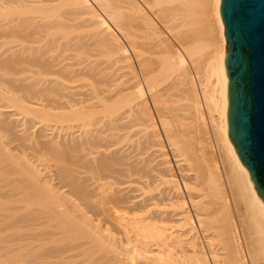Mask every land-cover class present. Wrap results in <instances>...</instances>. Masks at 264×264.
<instances>
[{
	"label": "bare ground",
	"instance_id": "bare-ground-1",
	"mask_svg": "<svg viewBox=\"0 0 264 264\" xmlns=\"http://www.w3.org/2000/svg\"><path fill=\"white\" fill-rule=\"evenodd\" d=\"M54 1L0 0V84L3 85L0 88V210L27 214L14 222L18 233L23 224L34 227L40 220L52 222L50 226L62 235V239L59 236L54 239L59 238L64 244L57 248L58 242L50 238L52 235L47 236L57 243L55 246L52 243L56 249L45 254L51 261L46 260L48 264H264V203L228 136L226 38L220 15L221 0H212L218 50L203 62L199 59L202 49L192 39L195 14L192 0H64L69 8L66 11L71 8L65 15L69 13L76 19L89 17L86 23L82 17L79 19L81 24L89 22V27L95 28L90 33L96 37L94 43L86 41V35L85 42L80 40L82 34L71 29L64 32L65 27L72 26L63 23V14L58 10L65 7L59 9L60 4L54 5ZM92 2L108 14L107 20L128 40L135 57L144 65L139 60L137 64L146 66L144 74L140 71L142 66L139 75L131 69L134 65H128L130 57L126 48ZM125 7L129 15L123 12ZM152 16L168 24L179 23L177 17H183L180 26L167 25L168 29L186 28L179 49L169 46ZM60 21L64 28H60ZM70 31L83 43L76 41L81 45L79 49L85 46L83 53H72L71 35L67 33ZM62 38L67 40L66 44H60L64 43ZM95 43L103 48L108 60L114 58L111 67L108 60H103L109 63L108 68L104 62L96 63L101 51L93 46ZM62 52L66 53L64 57ZM89 52L95 60L90 56L85 58ZM143 53H150V57L148 54L144 57ZM69 57L76 62L67 64ZM117 63L123 64L120 70L128 68L129 72L118 75V68H113ZM124 64H127L125 68ZM104 70L105 75L110 70L114 74L110 72L107 77ZM132 73L136 81H132ZM78 82H81L79 88L91 87L89 94L79 97L80 100L72 97L81 92L76 87ZM177 85L183 87L182 91L178 89L186 102L184 117L178 114L175 101L170 104ZM147 95L177 159L176 171L158 140L161 138L158 122ZM22 114L30 115L33 120L64 123L76 131L72 138L68 137L69 142L66 137L67 143L63 139L59 145L21 131L22 135L17 136L10 124L21 121L15 117ZM177 121L182 129L176 128ZM208 125L215 140L216 152H212L217 154L208 152L211 143L204 138L207 134L200 136ZM136 126L143 127V133L134 136L136 129H132ZM6 134L11 137L9 142L2 140ZM132 135L143 136L135 140ZM131 140L136 149L132 153L140 157L135 161L130 160L135 155L129 158V151L124 153V147L120 146ZM10 144L13 147L8 148ZM150 150L153 156L157 155L154 165L148 156ZM120 177L128 179L127 188L137 182L142 185L141 201H128L125 192L122 193L125 189L113 190L114 182L109 181ZM33 232L11 236L14 244L8 241L13 244L10 251L12 246L8 243L5 249L2 247L7 256H12V264L41 261L38 252L43 248H34L40 235ZM51 242L46 245L51 246Z\"/></svg>",
	"mask_w": 264,
	"mask_h": 264
},
{
	"label": "rangeland",
	"instance_id": "rangeland-1",
	"mask_svg": "<svg viewBox=\"0 0 264 264\" xmlns=\"http://www.w3.org/2000/svg\"><path fill=\"white\" fill-rule=\"evenodd\" d=\"M58 1V2H57ZM61 1V0H60ZM59 0H56V1H54V2H56L55 4H54V2H53V4L54 5H57L58 6V4H60V6H59V9L60 8H63V7H65V10H64V8H63V10L61 9V11L60 10H58L59 12H61V14H63L62 15V17H63V19L62 18H60V19H62L61 21L66 25V26H72V28H70V27H65L64 28V24L60 21V23H61V26H60V28H64V32L66 31V30H72L74 33H80V34H82L81 36H82V38L81 37H79L80 38V40L82 39V41H84L83 39V36H85L86 35V37H85V40L86 41H88V42H93L94 43V41L96 42V37H94L93 36V34H90L91 32L92 33H94V30H95V28L94 27H91L92 25H90V27H89V24H91V23H87V27L84 25V24H81V20L79 19V18H81V17H77V19H76V16H71V14H70V16H69V13H70V10H71V8H70V10H67L69 13H66V15H65V12H67L66 11V9H69L66 5H67V1H65V2H63L64 0H62L61 2H60ZM140 2H141V0H140ZM192 2H195L194 3V11H195V14H194V16H193V29H194V33H193V41H195L196 43H198L199 45H200V47H201V55L199 56V59H200V62H203V61H206V60H210L213 56H214V54L216 53V51L218 50V31H217V26H216V22H215V16H214V8H213V4H212V0H192ZM63 3V4H62ZM92 4L94 5V8L96 9V11L98 12V14L102 17V18H104L108 23H109V25L111 26V28L115 31V33L117 34L116 36H117V40H118V42L119 43H121V44H123V46L126 48V51H127V55L130 57V60L127 62L128 63V65H130V67H132L133 65V67L131 68L132 70L134 69L135 70V72L136 73H138L139 75H140V71L144 74L145 73V70L143 69V68H145L146 66H143L144 64H143V62H142V60H140L139 58L137 59L136 57V55H135V53H133V50L131 49V47L129 46V43H128V40L125 38V36L119 31V30H117V27L116 26H114V23L112 22H110L109 20H107V19H110L109 18V16H108V14L102 9V8H100V7H96L97 6V4H95V3H93L92 2ZM142 4V3H141ZM63 5V6H62ZM65 5V6H64ZM143 6H144V8L146 7L144 4H142ZM168 6H173V7H175L176 5H168ZM67 7V8H66ZM70 7V6H69ZM126 8V7H125ZM146 9V8H145ZM127 11H129V10H127V8H126V10L125 9H123V12H125V14L126 15H129V14H127L128 12ZM149 14H150V12L148 11V10H146ZM103 12V13H102ZM130 13V12H129ZM105 14V15H104ZM68 15V17L69 18H73L72 19V21L74 22V21H76V20H80V22L78 21L77 23H80L79 25L76 23V22H72L71 21V19H69L68 17L66 18L65 16H67ZM151 15V14H150ZM86 17V18H85ZM156 16H152V18L154 19V21H156L155 23H156V25H157V27L160 29V31H162V33L165 35V37L167 38V40H168V44H169V46L171 45V47H177V49H179V47H178V45H179V43L181 44V42H182V39L184 38H181L182 36L181 35H184V32H186V28H181V27H179V28H173V29H168V26H171L172 24H176V25H181L182 23H183V17L182 16H178L177 17V20L179 19V23H178V21H169V24L167 23V22H165L164 23V21H163V19H157L158 17H156ZM182 17V18H181ZM83 18V20H82V22H85L86 23V21H89V17H87V16H84V17H82ZM66 19H68V21L69 22H72V23H69ZM181 20H183V21H181ZM67 21V22H66ZM158 21H160L159 23H158ZM75 23H76V25H75ZM171 23V24H170ZM68 24V25H67ZM62 25H64V26H62ZM74 25H75V27H74ZM164 25V26H163ZM168 25V26H167ZM78 26H80V29H78ZM86 27V28H83V29H81V27ZM167 26V27H166ZM74 27V28H73ZM77 27V28H76ZM59 28V29H60ZM168 30H170V31H168ZM66 29V30H65ZM79 31H78V30ZM87 29L89 30L88 32H87ZM116 29V30H115ZM55 30V29H54ZM85 30V31H84ZM58 31H60V30H58ZM72 31H70V32H67V33H69L70 35H71V38H70V45H72L73 46V49H74V51H72V53H76V54H78L79 52H82L81 50H83V49H85L84 47H80V49H79V45L80 44H83L80 40H78L79 38L78 37H76L75 38V34L74 33H72ZM167 32V33H166ZM182 32V33H181ZM56 33H57V31H56ZM60 33L62 34H59V37H60V35L61 36H63V32L62 31H60ZM90 34L89 36H87V34ZM121 33V34H120ZM80 34H76V35H80ZM175 34V35H174ZM57 36H58V34H56ZM163 35V36H164ZM78 38V39H77ZM178 38H180L179 39V41H178ZM61 39V38H60ZM59 39V40H60ZM63 39V38H62ZM77 39V40H76ZM119 39H120V41H119ZM177 39V40H176ZM192 39H187V41L189 40V41H191ZM63 41H64V43H60L59 41H58V43H60V44H66V42H67V40L66 39H63ZM76 41H77V43H78V41H80L81 43L80 44H78L77 45V43H76ZM61 42H62V40H61ZM85 42V41H84ZM192 42V41H191ZM89 43V44H90ZM183 43H185V40H184V42ZM85 45H86V43H85ZM91 45V44H90ZM96 43H95V45H93V46H95L96 47ZM81 46V45H80ZM89 46V45H88ZM93 46H92V48H93ZM94 47V48H95ZM98 47H99V45H98ZM98 47H96V49L98 48ZM70 48H71V46H70ZM88 49H90L89 47H87ZM87 48H86V50H87ZM93 48V49H94ZM101 46L99 47V51H101V53H103L104 54V50H101ZM68 49V48H67ZM79 49V50H78ZM103 49V48H102ZM66 50V49H65ZM65 50H63V51H65ZM71 50V49H70ZM86 50H85V52H86ZM95 50V49H94ZM78 51V52H77ZM90 51V50H89ZM92 51V50H91ZM90 51V52H91ZM66 52V51H65ZM67 52H69V51H67ZM90 52L88 53V55L86 54L85 55V58L87 57V56H92L91 54H90ZM97 52H98V50H97ZM96 51H95V54L97 53ZM72 53H68L67 55H71ZM83 53V52H82ZM92 53H94V51H92ZM99 54L100 55V57H102L101 59H102V61H101V59L99 58V55H98V53H97V55H98V58L100 59H98V58H96L97 60H96V63H98L99 61V63H101V62H104V61H107L108 60V57H107V55L106 54H104V56H102V54ZM133 53V54H132ZM62 54H63V52H62ZM64 54H66V53H64ZM64 54L62 55L63 57H64ZM75 54V55H76ZM90 54V55H89ZM145 53H143V56L145 57H147V54H148V56H149V54L150 53H147V54H145ZM66 55V58L68 57ZM75 55L73 56V58L75 57ZM97 55H95L96 57H97ZM105 55H106V59L104 58L105 57ZM80 56V55H79ZM136 56V57H135ZM153 56V58H154V55H152ZM161 56V55H160ZM159 56V57H160ZM150 57V56H149ZM158 57V56H157ZM70 59H67V60H70V61H68V63H67V61L65 62V63H67V64H71L70 62L73 60L72 59V57H69ZM95 58V57H94ZM92 59V57L90 58L91 60H95V59ZM136 58V59H135ZM74 59H77V57L76 58H74ZM88 60V59H87ZM104 60V61H103ZM112 60H114V58L112 59V58H110L109 60H108V62L110 63V66L109 67H111L112 65H111V63H114ZM137 60H139L140 61V63H142L141 64V66H142V70H140L141 68V66H140V63H138L137 64ZM74 62H76L75 60H73ZM111 61V62H110ZM138 61V62H139ZM89 62V61H88ZM94 62V61H93ZM105 63L104 62V64H106V65H104V67L105 68H108V67H106V66H108V64L109 63ZM102 64V63H101ZM118 64V65H117ZM116 64V66L114 67L113 66V68H115L116 69V67L118 68V70L116 69V73L118 74V75H122L123 73H126V72H129V70H128V68H125V66L127 65H125L124 64V68H125V70H120V68L119 67H121V65H122V67H123V64L122 63H117ZM140 66V67H139ZM188 66H189V68H190V70H192V67H191V64L188 62ZM103 67V66H102ZM103 67V68H104ZM147 67H149V66H147ZM104 68V69H105ZM140 68V69H139ZM112 71H115V69L113 70L112 68H110ZM110 70V72L111 73H113L114 74V72H112ZM120 70V71H119ZM140 70V71H139ZM105 71V70H104ZM106 71H108L107 69H106ZM106 71L104 72V75H105V73H106ZM109 72V73H110ZM120 74H119V73ZM109 73L107 72V75H105V76H107L108 77V75H109ZM130 76H132V77H134L133 78V80L132 81H136V78H135V75H134V73H132V75H130ZM129 76V77H130ZM131 78V77H130ZM81 83V82H80ZM79 82L78 83H76L77 84V86L76 87H78V85L80 84ZM88 83V82H87ZM75 85V83H70L69 85L70 86H72V85ZM165 84V83H164ZM168 85H169V82L167 83ZM167 84H166V86H167ZM3 85H1L0 84V88H3L2 87ZM79 86H81V85H79ZM91 87L89 86V87H87V89H86V87H78L77 88V90H80L81 92L79 93V92H77V90L75 89V92H77V93H72L73 94V96L72 97H74L75 99H78V100H80L79 99V97L82 99V97L84 98V97H86V95L87 94H89V89H90ZM161 88V87H160ZM180 89V91H182L183 90V87L182 86H180V85H177L176 87H175V90L176 89ZM87 91H86V90ZM179 89L178 90H173L172 92H174L173 94H172V98L171 99H173L174 98V100H172L171 102H173V103H170L171 105L172 104H174L175 102V104L176 105H174V106H178L179 108V111H178V114L180 115V116H185L186 115V113L184 112V110H183V106L185 105V100L183 101L181 98H183V96L181 95L182 93L179 91ZM1 90V89H0ZM2 91H3V89H2ZM82 91H84V92H82ZM67 92V91H66ZM91 92V91H90ZM79 94V95H78ZM180 94V95H179ZM75 95V96H74ZM81 95V96H80ZM181 96V97H180ZM175 97H177V98H175ZM147 100H148V102H150L149 103V105H150V107H151V109L154 107L152 104H151V102H152V99H151V97L149 96V95H147ZM175 101V102H174ZM177 103H178V105H177ZM4 104V103H3ZM3 104H1V105H3ZM6 106H10V104L8 105V104H5ZM152 105V106H151ZM6 108V107H5ZM1 110V109H0ZM2 110H4V108L2 109ZM14 110V112H18V111H16V108H14L13 109ZM183 110V111H182ZM152 112H153V114L155 113L154 112V108L152 109ZM25 115V114H24ZM24 115L22 114V115H18V116H16L15 118H18L19 120H21V121H18V123H16V124H10V126H12V130H13V132H14V134L15 135H17V136H21L22 134H24V132H25V134H27V135H29V136H31L32 138H38V137H43V140H49V142H51V143H53V144H62L63 143V139H64V143L67 141V142H69V140H71L70 138H69V140H68V137H71L72 138V133H73V131H74V129L73 128H70V129H68V126L67 125H64V123L61 125V124H59L60 122H58V123H55V122H49V123H47V122H45V121H41V120H33V118L32 117H30V115L28 116L27 114H26V116L25 117H27V118H25L24 117ZM23 116V117H22ZM20 117V118H19ZM156 117V118H155ZM154 118H155V121H156V123H157V125H158V129H159V132H160V136H161V138H159L158 140H160L161 141V143H162V146H163V153H165V154H167L165 157H166V159H168V161L169 162H171V164H172V166L174 167V169H175V171H176V167H175V160H177V159H174V157H173V153H172V150H171V147H170V145H169V143L167 142V140H166V137H165V135H163V132L161 131L162 129L160 128V123H159V121H158V118H157V116L154 114ZM8 122H9V120H7ZM40 121V122H39ZM33 122H34V124H33ZM180 122L181 123H186L185 121H183V120H180ZM23 123V124H22ZM26 123V124H25ZM181 123H178V121L176 122V128L177 129H182L183 127H182V125H181ZM24 124H25V126H24ZM66 124V123H65ZM14 125V126H13ZM58 126V127H57ZM62 126H67V128L66 127H62ZM141 127V126H140ZM181 127V128H180ZM26 129V131H24V129ZM65 128V129H64ZM64 129V130H63ZM68 129V130H67ZM134 129H136V130H134ZM139 129H141V130H139ZM206 129L207 130H205V132H201V134H200V136L202 135L203 137H204V134L206 133L207 135L204 137L205 138V140L206 141H208V142H210L211 144H209L210 146H209V149H210V147H211V150H209L208 149V152L209 153H215L216 152V147L214 146L215 144H214V136H213V130H212V128H210V126L208 125L207 127H206ZM23 130V131H22ZM48 130V131H47ZM55 130V131H54ZM70 130V131H69ZM132 130H134V132L132 133L133 135L134 134H139V133H143L142 131H143V127L142 128H139V126L137 127L136 126V128H133ZM131 130V131H132ZM20 131H21V133H20ZM33 131V132H32ZM76 131V130H75ZM74 131V132H75ZM30 133V134H29ZM68 133V134H67ZM108 134H109V131L107 132ZM20 134V135H19ZM107 134V135H108ZM7 136H6V138H4L3 137V141H5L6 140V142L8 141L9 142V140H11L10 138V135H8V134H6ZM53 135V136H52ZM71 135V136H70ZM132 135V136H133ZM144 135V134H143ZM143 135H136L137 136V138L136 137H134L133 136V138L132 139H134L135 138V140H138V137L140 138L141 136H143ZM201 136V137H202ZM67 137V140L65 141V138ZM202 137V138H203ZM48 138V139H47ZM66 142V143H67ZM131 142H133L132 140H131ZM131 142H129V144H127L128 142H125L128 146H126V144L125 143H122L120 146H123L124 147V149L125 150H123V152L124 153H126L127 154V152H128V154L130 155L129 156V158L130 157H132V156H134V158L132 157V158H130V160L132 161V159L135 161L136 159H138V158H140V157H136V155L137 154H135V152H136V149L133 147V145H134V142H133V144H130ZM124 144V145H123ZM213 144V145H212ZM132 145V146H131ZM11 147H13V144H10V147L8 146V148H11ZM212 147H213V149H212ZM130 148V149H129ZM127 149V150H126ZM132 149V150H131ZM131 150V151H130ZM133 150H135V152L134 153H132L133 152ZM212 150L213 151H215V152H212ZM126 151V152H125ZM211 151V152H210ZM122 152V153H123ZM138 153V152H137ZM133 154V155H132ZM215 154H217V153H215ZM148 156H151V159L153 160V165L154 164H156V162L158 161V159H157V155H154L155 157H156V159H157V161L155 160V157L152 155V151L150 150L149 151V153H148ZM136 157V158H135ZM143 157H145V155L143 156ZM147 157V156H146ZM145 157V158H146ZM174 171V172H175ZM122 178H124V177H120V179H115V180H113V178H111L112 180H110L109 182H111V184H112V188H113V190L115 189V190H119V188H120V190H122V189H125L124 191H122V193L123 192H125L124 194H125V196L127 195V200L128 201H130V202H136V201H138V200H142V194H143V189H142V185L139 183V182H137V183H134V184H131V187L130 188H127L128 186H130V184H128L129 183V181H127L128 179H124V180H122ZM120 182V183H119ZM121 182H122V184H121ZM123 183H125V184H123ZM123 194V195H124ZM139 201V202H140ZM5 214V215H4ZM4 215V216H3ZM10 215H12V216H10ZM27 214L25 213V212H23V211H20V212H15V211H2V210H0V220H1V218H2V221H0V249H2V247H4L3 249H5V247H7V246H9L10 244H9V242L8 241H12V239H13V237H11V236H16L17 234L16 233H18V230H17V227L15 226V224H14V222L16 223V221H17V219L19 218H22L23 216H26ZM18 216V217H17ZM5 217V219H3ZM14 217H16V219H13ZM8 220V221H7ZM9 222V223H8ZM10 222H12V223H10ZM45 222H47V223H45ZM2 223H7V225L5 224V226L2 224ZM36 224H38V226L36 225ZM50 224H52V222H48V221H46V220H40L39 222H36V223H34V227L33 226H28V224H23L24 226L20 229L19 227H18V229H20V230H22V231H20L21 233H18V235L20 234H22V235H26V234H29V233H31V232H33V231H31V232H29V229H32V230H36V231H34L33 233H36L37 235H38V233H39V235H40V237H38V238H36L37 240V242L38 241H40L42 238L41 237H44V239H42L41 241H43V242H38L39 243V245L37 244V242H35L34 244L36 245H34V248L37 250H39V249H41V248H43L42 249V251H39L38 252V254H39V256L41 257L40 259H38V260H41L40 262L38 261V264H48L49 262L48 261H50V258L49 259H47V258H45L46 257V253L47 254H50V251H51V249H56V247L58 248V246L60 247V245L61 244H64V242H60L61 240L60 239H62L61 237H60V235L61 234H59L58 235V233H57V231H55L53 228H52V226H50ZM14 225V226H13ZM25 225H27V226H25ZM36 225V226H35ZM8 226V227H7ZM41 226V227H40ZM45 228H44V227ZM14 227H16V229L14 228ZM28 227V228H27ZM34 229H33V228ZM35 227H36V229H35ZM43 228L45 229V230H43ZM26 229V230H25ZM40 229V230H39ZM16 230V231H15ZM42 231H43V233L45 234V235H43L42 236ZM46 231V232H45ZM56 232V233H55ZM55 233V234H54ZM35 234V235H36ZM17 235V236H18ZM52 235V237H50ZM45 236H46V238H45ZM47 236L48 237H50L51 239L53 238V240H55V241H57L58 242V245H56L57 243H53V242H55V241H53V240H51L50 238H47ZM56 236L58 237H60V239L59 238H57V239H54V237L56 238ZM62 236V235H61ZM10 237V238H9ZM2 238V239H1ZM9 239H11V240H9ZM50 240V241H49ZM3 243H2V242ZM48 241V242H51V241H53V242H51V246H48V245H46V244H48V242L46 243V242ZM9 245H8V244ZM11 243V242H10ZM12 243H13V241H12ZM11 243V244H12ZM52 243H53V245L55 246L56 245V247H54V246H52ZM4 244H6V245H4ZM14 244V243H13ZM12 244V245H13ZM12 245H10V246H12ZM15 247V246H14ZM2 249V250H3ZM11 249H13V246H12V248L11 247H9V251L11 250ZM155 249V248H154ZM153 249V250H154ZM5 250H3L1 253H0V256H1V258H0V264H12V256L11 255H8L7 256V253H5L4 252ZM9 251H8V254H9ZM154 251H156V249L154 250ZM4 252V253H3ZM11 253V252H10ZM3 254H6V256H4ZM12 254V253H11ZM44 254V255H43ZM155 254V253H154ZM4 256V257H3ZM11 256V257H10ZM2 257H3V259H2ZM7 258V259H6ZM9 259V260H8ZM46 260H48L47 262H46ZM54 260V259H53ZM52 260V261H53ZM56 261H59V259H55ZM43 261V262H42ZM45 262V263H44ZM51 262V261H50Z\"/></svg>",
	"mask_w": 264,
	"mask_h": 264
},
{
	"label": "water",
	"instance_id": "water-1",
	"mask_svg": "<svg viewBox=\"0 0 264 264\" xmlns=\"http://www.w3.org/2000/svg\"><path fill=\"white\" fill-rule=\"evenodd\" d=\"M229 139L264 203V0H221Z\"/></svg>",
	"mask_w": 264,
	"mask_h": 264
}]
</instances>
